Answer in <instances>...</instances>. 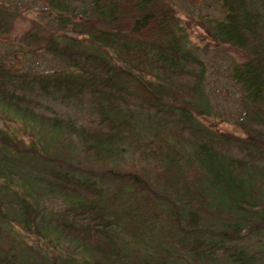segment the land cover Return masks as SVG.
Masks as SVG:
<instances>
[{
	"label": "trees",
	"instance_id": "trees-1",
	"mask_svg": "<svg viewBox=\"0 0 264 264\" xmlns=\"http://www.w3.org/2000/svg\"><path fill=\"white\" fill-rule=\"evenodd\" d=\"M216 1L224 16L207 20L208 33L245 54L232 68L242 137L203 123L205 66L167 2L44 0L56 33L24 38L72 70L30 74L0 64V113L74 136L91 155L109 156L123 142L141 154L148 149L162 181L101 172L118 185L107 192L85 171H29L24 159L47 167L58 161L0 129V264H35L26 249L41 264H60V256L11 234L16 225L36 235L33 228L43 224L41 204L30 196L33 183L71 199L62 217L48 222L95 257L88 264H212L216 250L232 264H253L252 256L228 247L243 236L264 237V0ZM8 29L0 16V35ZM5 233L11 241L3 243Z\"/></svg>",
	"mask_w": 264,
	"mask_h": 264
},
{
	"label": "rangeland",
	"instance_id": "rangeland-1",
	"mask_svg": "<svg viewBox=\"0 0 264 264\" xmlns=\"http://www.w3.org/2000/svg\"><path fill=\"white\" fill-rule=\"evenodd\" d=\"M164 1L175 10L185 27L188 46L205 66L203 96L209 114L203 123L217 133L242 137L244 131L239 126L242 115L240 90L232 78V68L245 59V54L236 48L217 44L207 31V20H221L224 16L220 4L216 0ZM0 16L9 28L6 34L0 35V64L14 71L30 74H57L72 70L66 63L44 52L40 46L30 45L24 38L28 32L47 35L56 33V23L44 0H0ZM0 129L9 135H15L25 148L34 150L44 159L58 161L53 164L52 161L47 167L35 158L24 159L21 166H26L29 171L39 169V173H44L48 169L65 171L71 168L85 171L107 192H114L118 185L109 177L100 178L98 174L101 172H139L150 175L154 182L162 181L160 170L153 165L155 161L146 157L149 150L146 149L141 154L127 142L118 143L119 145L113 147V152L104 157L99 154L91 155L78 138L63 133L56 134L46 126L21 115L7 117L0 113ZM177 147L180 151L188 150L186 143L177 142ZM187 176L192 178L194 172L188 171ZM20 183L22 182L19 181ZM216 192L221 194L218 190ZM30 196L41 204L43 224L33 228L36 235L27 234L16 225L12 226V236L16 234L23 238L28 247H41L40 252L45 251V254L55 259L60 256V264H88L95 259L50 224L53 218L62 217L64 211L72 206L71 199L61 194L49 193L35 183ZM65 220L71 222L72 217ZM75 223L79 224L77 221ZM7 240L11 241L9 233H5L1 239L3 243ZM263 242L264 237L248 235L243 236L236 244H229L228 248L230 253L238 254L241 251L252 256L253 264H264ZM25 252L33 258L35 264H41L40 257L34 251L26 249ZM227 261L224 252L216 250L213 263L232 264L230 260L229 263Z\"/></svg>",
	"mask_w": 264,
	"mask_h": 264
}]
</instances>
